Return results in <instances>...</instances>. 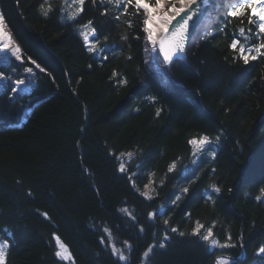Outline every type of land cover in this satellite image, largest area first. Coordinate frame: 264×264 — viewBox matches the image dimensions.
I'll return each mask as SVG.
<instances>
[{"label": "trees", "instance_id": "trees-1", "mask_svg": "<svg viewBox=\"0 0 264 264\" xmlns=\"http://www.w3.org/2000/svg\"><path fill=\"white\" fill-rule=\"evenodd\" d=\"M50 2L54 12L44 17V0H0L23 49L22 65L12 57L0 70L12 82L25 79L30 91L14 94L11 84L0 85L5 264H215L220 254L241 253L240 237L246 257L237 264H264L256 255L264 245V203L255 199L264 187V59L245 65L230 48L250 13L209 21L162 85L140 17L125 16L112 0H85L68 20L62 0ZM89 21L99 36V43L91 37L95 48L109 46L106 60L80 33ZM25 67L33 68L31 78L22 75ZM28 105H36L31 114ZM204 135L218 148L214 157L207 150L193 155L189 141ZM146 186L151 199L142 195ZM197 222L201 235L211 227L212 238L224 243L230 233L236 247L210 248L191 235ZM171 227L178 232L168 231L166 246L145 259ZM56 236L73 259L55 256ZM113 244L126 261L112 254Z\"/></svg>", "mask_w": 264, "mask_h": 264}, {"label": "snow or ice", "instance_id": "snow-or-ice-1", "mask_svg": "<svg viewBox=\"0 0 264 264\" xmlns=\"http://www.w3.org/2000/svg\"><path fill=\"white\" fill-rule=\"evenodd\" d=\"M111 2V0H110ZM221 3L225 5L224 15L228 17H238L243 16L245 12H249V25L248 32L252 34L255 38L254 41H249L247 36H244L245 41L248 42L246 47L244 44H241L239 39L234 38L230 48L231 50L237 52V55L234 59L242 60L243 64L248 65L250 61H258L264 59V0H220ZM95 3V0H93ZM64 7L61 8V13H67L68 20H75L80 13L83 11V5L85 0H63ZM168 5L166 8L165 6ZM116 6L118 9L122 10V13L125 16H138L141 19L142 23V32L145 34V42L147 46H150L152 49V64L150 66L158 69L161 75L162 85L166 80H170L168 77L167 69L160 68L161 64L172 65L174 58L181 56L186 48L188 41L194 43V37L197 33V30L203 25L206 29L208 24L206 23V17H209L211 13L208 11L209 0H116ZM131 8V12H129ZM40 12L44 17H48L50 13L54 12V8L50 0H44V3L40 5ZM255 17V19H253ZM119 20V17H116ZM131 25V21H126ZM92 22L89 21L85 28H90L93 38L96 43H99V36L96 34L95 28L91 27ZM239 33L243 36L245 29H239ZM207 35V31L204 32ZM84 40H88V35L81 31ZM126 38V37H125ZM107 37L105 36V41ZM239 45V47H238ZM106 50H110L107 44L103 45L100 48L89 47V51L95 53V55L102 59L106 60L107 56L103 55ZM147 51V47H146ZM0 53H3L0 56V63L4 64L6 67H11L10 57H14L16 61H20L21 65L23 64L22 50L18 44H16L10 32L6 30L5 17L0 13ZM162 53V58L160 54ZM30 63L35 66L36 69L44 71L41 69L40 64L35 60H32L31 57L28 58ZM24 72L31 74L33 72L32 67H25ZM15 75V72L12 73ZM0 83L4 85L11 84V91L16 94L20 86L25 85V79L17 78L14 82L11 81L10 77L6 73L0 70ZM157 111V115H159ZM218 141L219 136L215 137ZM190 145L193 146L195 155L196 151H211V155L214 157L216 155L215 151H212V138L207 135H204L200 139L193 138L189 141ZM124 154H122L123 156ZM129 159L131 158V153L127 154ZM176 163L170 166L169 171L175 169ZM120 171H125L124 163L120 164ZM189 170L185 168V173ZM247 179L246 174L242 171L241 173V182ZM258 186V185H256ZM147 187V186H146ZM212 192L220 193L221 189L215 184L210 186ZM184 193L188 192V188L184 187L182 189ZM231 191V189H229ZM260 195L256 196L255 199L264 203V187L259 189ZM30 194V193H29ZM148 199H151V196L147 192L142 193ZM208 200H212V196L209 194L207 196ZM180 196L176 197L178 201ZM175 203V201L173 202ZM121 211L127 213V209H122ZM45 215H47L45 213ZM150 216L156 215V213H150ZM164 224H168V220H164ZM201 225L199 222L196 223L195 228L192 230L191 235H201ZM105 233L109 236L111 233L108 229H104ZM168 231L172 233H177L178 229L176 227H171L166 230L163 234V241L158 245H150L144 253V258L147 259L152 253L155 247H165L166 241L170 239ZM180 236H184V232H179ZM212 228L209 227L206 230V234L201 235L203 241L209 243L210 248H220V249H230L235 248L236 244L232 243V237L229 233L227 235V240L224 243H220L218 239H213ZM58 250L55 252V256L61 260H71L70 250L67 245H65L59 236L55 237ZM103 238L101 243H103ZM240 246L243 247V242L241 238ZM9 247L7 240L0 242V264H5L6 259V249ZM131 247L130 245L128 246ZM112 254L118 258L119 261H126V256L124 255L121 249H118L113 244L111 247ZM256 255L259 257H264V245L258 247ZM241 257H234L229 259L218 258L216 264H237V261Z\"/></svg>", "mask_w": 264, "mask_h": 264}, {"label": "water", "instance_id": "water-1", "mask_svg": "<svg viewBox=\"0 0 264 264\" xmlns=\"http://www.w3.org/2000/svg\"><path fill=\"white\" fill-rule=\"evenodd\" d=\"M6 21V20H5ZM8 25V24H7ZM9 26V25H8ZM10 28V27H9ZM10 30H11V28H10ZM11 32H12V30H11ZM12 34H13V32H12ZM14 35V34H13ZM14 37H15V35H14ZM16 38V37H15ZM18 41V40H17ZM19 43V42H18ZM187 44H188V42H187ZM187 44H186V47H187ZM19 45H20V43H19ZM21 46V45H20ZM186 49L187 48H185V51H184V53L181 55V56H179L178 58H174V61L176 60V59H184L185 57H186ZM21 50H22V53H23V49H22V47H21ZM161 57H162V53H161ZM41 66V65H40ZM171 66V65H170ZM169 65H166V67H170ZM41 68H42V66H41ZM23 74L24 75H28V76H31L32 74H33V72L31 73V74H28V73H25V72H23ZM34 110V107L33 108H31V109H26V111H29L30 113L32 112ZM17 126H19V125H8V127L9 128H13V127H17ZM241 238V237H240ZM223 256H227L228 258H234V257H237V256H234V255H232V254H222ZM238 257H241L240 259H242L243 257H244V253H242L240 256H238ZM217 259L218 258H216V261H217Z\"/></svg>", "mask_w": 264, "mask_h": 264}, {"label": "bare ground", "instance_id": "bare-ground-1", "mask_svg": "<svg viewBox=\"0 0 264 264\" xmlns=\"http://www.w3.org/2000/svg\"><path fill=\"white\" fill-rule=\"evenodd\" d=\"M0 11H1V10H0ZM5 23H6V30H7L8 32H10L13 41H14L16 44L19 45L17 39H16V38L14 37V35L12 34V32H11L9 26L7 25V22H6V21H5ZM19 46H20V45H19ZM20 48H21V46H20ZM2 55H3V53H0V56H2ZM218 258H221V259H229V260H230V258H228L227 256H223V255L219 256Z\"/></svg>", "mask_w": 264, "mask_h": 264}, {"label": "rangeland", "instance_id": "rangeland-1", "mask_svg": "<svg viewBox=\"0 0 264 264\" xmlns=\"http://www.w3.org/2000/svg\"><path fill=\"white\" fill-rule=\"evenodd\" d=\"M91 36V34H88V39L89 37ZM150 188L149 187H146V192L148 193V195H151V192H149Z\"/></svg>", "mask_w": 264, "mask_h": 264}]
</instances>
